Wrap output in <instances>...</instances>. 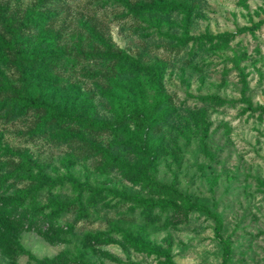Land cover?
<instances>
[{
  "label": "rangeland",
  "instance_id": "rangeland-1",
  "mask_svg": "<svg viewBox=\"0 0 264 264\" xmlns=\"http://www.w3.org/2000/svg\"><path fill=\"white\" fill-rule=\"evenodd\" d=\"M127 1L143 7L0 0V86L35 85L40 102L107 125L52 121L37 132L45 109L25 112L0 92V264H163L167 255L173 264H223L215 220L188 211L185 196L220 217L226 264H264V0ZM157 91L161 120L149 126ZM67 174L94 192L78 203L69 180L51 183ZM150 182L184 196L151 191ZM142 197L173 205L145 206ZM53 202L69 206L53 218Z\"/></svg>",
  "mask_w": 264,
  "mask_h": 264
},
{
  "label": "trees",
  "instance_id": "trees-1",
  "mask_svg": "<svg viewBox=\"0 0 264 264\" xmlns=\"http://www.w3.org/2000/svg\"><path fill=\"white\" fill-rule=\"evenodd\" d=\"M119 1L128 11H139L142 9L143 6L138 5V4H132L130 2H128L127 0H117ZM40 18V14L34 13V17L28 21H26L23 24V29H25L27 32H29L30 27H33L35 24V21L38 20ZM14 37H19V34L16 31H12L11 33ZM4 39L2 38V36L0 35V42L4 43ZM8 45V47L12 48L14 47V43H9L6 44ZM5 45V46H6ZM127 54L125 52H121L119 55L120 61L122 60L123 62L125 61V59H127ZM239 61L236 60L235 61V67L237 69H239ZM31 66L32 69H34V64L31 62V64H29ZM239 75H240V79H241V83H242V93H244L247 90V83H246V78H245V74L239 70ZM0 92L1 93H13L15 94V102L19 101L20 106L22 107V109L25 112H28L31 109H45L46 111V115L42 118V120L35 126L34 131H41L46 129L48 126L51 125L52 121H54V123H56L58 125V127H67L69 125H83L84 127L88 128L89 130H93L96 131L99 128H106L107 125L104 123V121L102 120H93V119H89L87 117H78L74 114H70L68 113L65 109H63L60 104L58 103H51V104H44L42 102L39 101L38 99V94L36 92L35 89V85H30L27 84L24 88V90H18L16 88H11L10 86L7 85H1L0 86ZM162 101L163 99L161 98V94L159 91H157L154 95L153 98V102L150 106L149 109V117L153 118V121L150 119H147L146 122L148 123L149 126H154L157 125V122L161 120L160 115H157L158 110L161 108L162 106ZM245 102L248 104V106H251V102L249 100H245ZM143 105V104H141ZM128 107L130 108V111L134 113V111L138 110L135 109L136 106H133L132 104H128ZM139 113V112H137ZM122 118L125 119V117L122 115ZM130 141L127 140L124 142V144H128ZM95 151L96 153H101L102 157L104 158L105 162L107 164H114L117 161V158L111 154L110 152H107L106 150H104L103 148H98L95 146ZM202 149L203 152L207 155H212L206 148V144L203 141L202 142ZM27 162L29 164H32V160L31 158H26ZM69 180L71 182L72 187L74 188V190L77 192V199H78V203H80V195L86 191V192H94L93 188L87 187L83 184H80L78 179L76 177H74L72 174H67L65 176H61L55 179L51 180L52 184H57V183H62L64 180ZM148 187L151 191L154 192H162L163 189H170L172 192L176 193L178 196L183 197L184 195L177 192L171 185H167V184H162V183H157V182H150L148 184ZM24 196L26 197L29 192L28 191H24ZM136 199V198H133ZM186 199V203H187V210H200L202 212H204L206 215L212 217L215 220L216 223V231L215 234L217 235V237L220 239V241L222 242L223 246H224V256H223V264H226V257L227 254L230 250V245H229V241L225 240L222 236H221V228H222V221L220 219V217L213 211L211 210L209 207L201 205V204H194L193 202H191L187 196H185ZM135 201V200H134ZM137 202L145 205V206H149V207H154V206H159V207H167V206H171L173 205L172 202H166V201H162V200H158V199H152V198H139L137 200ZM30 205L32 206V210L34 212H42L43 211V206H36L35 204V198L34 196H31V200H30ZM48 207L50 208V213L51 215H53V218H57L61 212L66 209L69 204H65L63 202H53V203H49L47 204ZM82 211V207H79V212ZM134 244V242H133ZM135 247L137 248H143L146 249V246H144L143 244L139 243V242H135L134 244ZM163 264H173L170 260V257L167 255V259L165 260V263Z\"/></svg>",
  "mask_w": 264,
  "mask_h": 264
}]
</instances>
